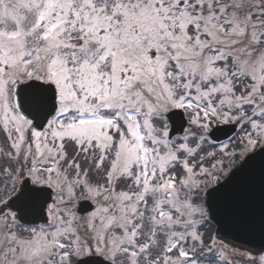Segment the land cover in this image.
<instances>
[{
    "label": "snow or ice",
    "instance_id": "obj_1",
    "mask_svg": "<svg viewBox=\"0 0 264 264\" xmlns=\"http://www.w3.org/2000/svg\"><path fill=\"white\" fill-rule=\"evenodd\" d=\"M0 264H264V0H0Z\"/></svg>",
    "mask_w": 264,
    "mask_h": 264
}]
</instances>
